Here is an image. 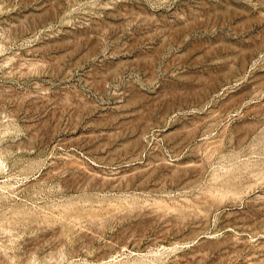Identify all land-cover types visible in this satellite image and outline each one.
<instances>
[{
  "label": "rangeland",
  "instance_id": "1",
  "mask_svg": "<svg viewBox=\"0 0 264 264\" xmlns=\"http://www.w3.org/2000/svg\"><path fill=\"white\" fill-rule=\"evenodd\" d=\"M0 264H264V0H0Z\"/></svg>",
  "mask_w": 264,
  "mask_h": 264
}]
</instances>
